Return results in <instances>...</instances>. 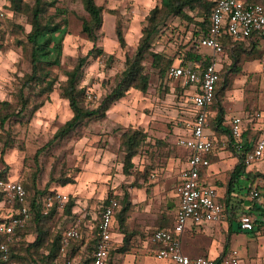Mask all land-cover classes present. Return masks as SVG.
<instances>
[{
	"label": "rangeland",
	"instance_id": "1",
	"mask_svg": "<svg viewBox=\"0 0 264 264\" xmlns=\"http://www.w3.org/2000/svg\"><path fill=\"white\" fill-rule=\"evenodd\" d=\"M95 1L104 7L105 12L104 24L93 44L81 29L83 20L89 19L82 0H57L56 6L65 10L64 17L68 24L62 32L57 55L59 63L42 66L41 75L47 73L44 80L53 83L51 91H44V82L26 83L32 65L26 43V34L30 30L29 18L24 14L12 13L8 9L9 1L0 0V11H4L0 16V116L16 112L26 105L21 115L10 116L0 125V169H6L8 178L29 184L31 196L36 189L55 193L52 201L55 212L46 226L49 240L69 226L85 230H90L86 225L97 226L98 212L104 199L115 196L120 201L121 209V199L125 196L124 202L130 204L126 219L130 246L126 252L117 250L122 244L112 250L109 264H161L148 254L145 244L150 231L160 226L158 216L163 214L164 224L167 225L173 220L174 211L169 210L167 202L172 199L178 186V172L184 156L176 144L175 130L189 124L192 105L191 95L182 81L169 78L167 74L160 78L158 69L153 65V57L147 54L144 60V71L149 75L146 92L129 89L110 106L105 117L82 122L69 137L47 146L53 134L72 116L69 100L61 94L66 81L65 73L77 64L81 56H86L92 50L81 67L78 87L82 90L80 97L83 106L96 108L116 85L127 56H132L136 50L142 28L149 24L147 14L151 8L145 10L150 4L148 0H144L142 7V2L138 0ZM23 2L31 5L33 0ZM185 13L193 20L170 16L158 26L150 42L151 52L160 53L173 62L177 58H185L186 52L196 45L201 34L198 21H203V17L197 16L194 10L186 9ZM118 20L126 43L123 47L115 35ZM55 35L59 36L58 33ZM53 44L51 42L50 47ZM230 47L226 45L223 55L218 58L221 63L217 66L221 77L218 88L224 84V75L229 74L226 89L238 73L230 72L226 54L239 55L240 60L236 65L239 70L245 60H260L263 63L261 73L264 74L262 46L252 48L247 54L230 52ZM51 50V57H56L55 49ZM197 53L205 54L201 48ZM243 74L245 78L248 77L241 72ZM252 78H255L254 83L242 86L247 95L246 101L257 96L264 100V79L256 82L258 77ZM211 107L214 109L218 106L214 102ZM257 113L259 118L264 119V113ZM213 126L212 121L210 127ZM129 129L141 130L146 139L137 147L132 167L128 173H124L123 134ZM223 147L229 148L226 141L220 140V148ZM67 179L72 183L62 186L60 181ZM258 186V191L264 189V186ZM249 196L246 198L249 199ZM261 200L262 197L259 203ZM70 203L71 209L68 208ZM47 208L45 206V210ZM6 209H0V217H3ZM156 214H159V219ZM256 224L252 233L234 231L230 238V247L236 249L240 256H245V262L241 264H264V223ZM34 226H30L31 229L19 239L14 254L16 264H48L44 258L40 259L41 254H47L46 249L41 247L37 255L34 251H25L27 244L36 236ZM119 227L117 230L122 232ZM226 235L229 237V234ZM86 245L84 242L81 245L72 244V252L85 256L89 253Z\"/></svg>",
	"mask_w": 264,
	"mask_h": 264
},
{
	"label": "trees",
	"instance_id": "2",
	"mask_svg": "<svg viewBox=\"0 0 264 264\" xmlns=\"http://www.w3.org/2000/svg\"><path fill=\"white\" fill-rule=\"evenodd\" d=\"M9 1L8 9L12 13L24 14L29 18L30 30L26 34V43L29 48V54L31 58V74L26 76V83L30 84L35 82L45 83L44 91H51L52 82H46L45 77L47 73L41 75L42 66L56 65L59 63V55L63 29L68 24V20L65 16V10L56 6L57 0H33L31 5L26 4L23 0H7ZM254 1L264 5V0H248ZM83 8L89 19H84L81 24V29L85 33L87 39L93 44L97 40V32L100 30L104 24L103 13L105 9L102 5L97 4L95 0H82ZM215 4V0H160L159 3L155 4L147 14L148 25L144 26L141 30V36L138 41L136 50L132 56H127L126 65L122 70L120 77L114 86V88L105 95L103 101L94 109H88L83 106L80 94L82 93L81 87H78V80L80 78L81 67L88 60V56L92 53V50L88 52L86 56H81L77 64L69 71L65 73L66 81L65 85L61 88V94L64 98L69 100V108L72 112V116L67 120L58 130L53 134L52 139L48 142L47 146L54 144L55 142H60L67 137H69L82 122L87 120H97L105 117L106 111L112 106L116 101L121 98L129 89L133 88L139 92H146L149 83V75L144 71V60L146 55L150 54L153 57V65L158 69V76L160 78L164 77L167 73V70L170 66L174 65L172 59L166 58L160 53H154L150 51V42L153 35L157 32L158 26L162 23H165L170 16H180L193 20L189 15L185 13L186 9L196 11L197 16H202L203 21H198V24L201 26V34H204L208 27L210 26V12ZM110 13L111 10H109ZM114 11V10H112ZM113 14V13H112ZM121 23L117 22L115 25V35L116 39L121 47L125 46V38L121 29ZM59 36H56L57 34ZM199 35V36H200ZM54 42L53 46L50 47V43ZM223 49L225 45L232 46V39L224 32L221 39ZM55 49L56 57L52 58L51 49ZM197 48L195 46L191 47L185 54V58L181 59V65L183 67L196 66L198 63L202 66L209 65L212 62V56L198 55ZM199 56V57H198ZM239 59L234 60V64L237 65ZM235 70V69H234ZM232 71V68L230 70ZM229 74L224 75V84L222 87L218 88L221 81L220 73L219 79L215 85L214 95L218 108L220 109V118L222 116V107L223 101L225 98L224 90L228 80ZM22 92V91H21ZM42 92V91H41ZM213 102V103H214ZM3 104H6L3 102ZM26 105H22L18 111L11 112L6 115L0 116V125H3L10 116L21 115L23 109ZM209 121V115H208ZM124 140V151L125 155L123 158V170L124 173H128V169L132 167V158L136 155L137 147L140 146L143 141H145L146 136L138 129H129L126 133L123 134ZM209 156V155H208ZM240 163L236 166L233 172H231V182L230 188H228V196L225 200V205L228 215L234 216L235 219L242 214H254L256 219L254 223H264V193L260 194L258 191L259 186L256 184L259 174L246 173L244 169V163L240 158ZM246 176V181L241 183L242 176ZM3 179L7 181L8 176L6 175V169H0V180ZM23 183V187L26 191V202L29 207V219L25 226L17 227L14 230L12 240L8 243V260L5 261L2 258V251H0V264H16L15 251L17 250L16 246L20 243L19 239L24 237L25 232L30 230V226H34L36 236L34 240L27 244L25 251H34V254L37 255L38 249L41 247L47 250V254L43 256L41 254V260L44 258L48 264H54L53 258L60 257L67 261H70L71 256H69L68 247L64 255L60 254L59 248V236H54L52 239H48L46 228L48 220L55 212V206L53 201V191L44 193L43 191H36L32 194H29L28 189H31V186L27 183ZM62 186H66L69 183H72L71 180H61ZM33 189V188H32ZM253 190L258 191L259 197L257 199L251 200L253 205L245 210L244 206H241V203L244 201L245 196L249 195ZM47 197H51V205L45 210V201ZM263 198V200L257 203V200ZM110 198H116L111 196ZM106 197L102 203L104 207L109 199ZM125 196L121 199V209L120 201L116 198L119 204V209L115 212L116 224L120 225V229L124 232L123 243L120 248L117 250L119 252H126L130 246V239L127 236V223L126 219L128 216L129 202H124ZM0 201H3V194L0 190ZM71 209L72 203L68 205ZM6 207L3 202V208ZM101 207V209H102ZM100 209V210H101ZM239 212V215L237 214ZM100 214V213H99ZM230 216V217H231ZM5 222L6 220L3 217H0V223ZM171 228V227H170ZM239 229V228H238ZM79 231L80 228L77 227ZM98 229V226L96 228ZM80 233V231H79ZM4 238L3 234L0 233V241ZM77 240V239H76ZM97 234L94 237V243H96ZM19 245V244H18ZM148 246L153 249L156 247L153 242H148ZM71 249V248H70ZM111 252V251H110ZM109 252V253H110Z\"/></svg>",
	"mask_w": 264,
	"mask_h": 264
},
{
	"label": "built area",
	"instance_id": "3",
	"mask_svg": "<svg viewBox=\"0 0 264 264\" xmlns=\"http://www.w3.org/2000/svg\"><path fill=\"white\" fill-rule=\"evenodd\" d=\"M4 11H0V16ZM210 26L207 31L198 37L195 48L205 47L211 50L212 62L209 65L183 67L174 64L167 70V76L182 81L184 86L192 89L191 101L193 105L188 137L179 138L177 144L190 152L179 176L181 182L176 188L179 199L176 211L175 224L171 228L156 229L148 238V242L157 245L154 255L158 259L165 258L171 264H241L237 250L231 249L224 253L220 260L205 255L189 256L181 245L180 236L185 227L202 222H220L224 219V206L218 200L217 190L207 185L201 170L208 167V155L220 149V141L206 132L209 128L208 113L215 95V85L219 79L218 58L223 52L221 39L224 32L232 39L250 38L253 35L264 37V5L248 0H215L210 12ZM258 117L259 114L256 113ZM229 148L240 154L244 165L264 163V129L256 141L255 147L250 151L245 149L242 134L241 117H232L229 125V138L226 140ZM22 181L15 179L0 180V190L6 206L5 222L0 223V233L4 238L0 241L2 258L8 260V243L12 240L15 228L25 226L30 213L26 202V191ZM249 199H257L258 191L253 190ZM51 205V197H47L45 206ZM119 209L118 201L110 198L108 203L100 210V223L97 240L89 264H107L109 251L112 247V232L116 225L115 212ZM252 215L242 214L239 219L240 229L251 231L254 228ZM73 226L64 230L59 236V252L64 255L71 240L80 238ZM54 264H70L60 257L53 258Z\"/></svg>",
	"mask_w": 264,
	"mask_h": 264
},
{
	"label": "crops",
	"instance_id": "4",
	"mask_svg": "<svg viewBox=\"0 0 264 264\" xmlns=\"http://www.w3.org/2000/svg\"><path fill=\"white\" fill-rule=\"evenodd\" d=\"M138 1L142 2L141 7L144 6L143 5V2H145L144 0H138ZM148 2L150 4H148V6L145 8V10L147 11L150 8H152L153 5L157 3V0H154V2L153 0H148ZM232 41H233V44L230 47V52L239 51L241 54L242 53L247 54L254 47L260 48L262 46L261 48H264V37L258 36V35H253L252 37L247 38V39L244 38V39H238V40H232ZM256 44L257 46H255ZM200 48L201 50L205 52V54L212 55L211 54L212 52L209 48H205V47H200ZM200 54L205 55L204 53H199L198 55L200 56ZM230 54L231 55H228V54H226L227 56L225 55L229 61L228 65L231 66L229 67V69L231 70L232 68V71L238 72V73L235 77H233L231 84L224 91L225 98L223 101L221 118H220V109L218 107H215L214 109L211 107L209 109V113H208L209 128L206 130V132L209 133L210 135H214L218 140L220 139V140L226 141L229 138V125H230L231 118L241 117L242 134H243V139L245 141V149L246 151L247 150L250 151L253 147H255L256 141L259 137L258 134H260V131L263 130L262 127L264 126V119L262 117L261 118L257 117L256 113L259 111L261 114L264 113V100L261 99L259 96H257V98L256 97L250 98L248 101H246L245 97H247V95L245 94V92H243L242 86L245 83L246 85L254 83L255 78L253 79L252 76L258 77L256 79V82L263 81L264 74L261 73V69L263 68L261 66L263 63L260 62V60H254V61L245 60L243 62V66L239 70V68H237V66L234 64V60L237 58L238 59L240 58L239 55L236 56L235 54L234 55L232 53ZM221 55H223V52L221 53ZM180 63H181L180 58H177L176 61H174V64H180ZM220 64L221 63L219 62L218 66H220ZM241 72L246 73L248 77L245 78V74H243L244 75L243 76L241 75ZM242 76L243 78H241ZM239 82H241L242 85L238 84ZM186 88L188 89L187 91L188 94L191 95L192 89L187 86ZM192 107L193 105H191L190 107L191 116H192V110H193ZM189 121H191V117ZM212 121L214 123V126L210 127V123H212ZM189 134H190V128L188 125H186L185 127L176 128L175 130V135L177 136L176 144L179 138L188 137ZM178 148L183 151V155H184L181 161L179 172H178V176H179L181 170L184 167H186L187 159L189 158L190 152H188L186 149L182 148L179 145H178ZM240 158L241 157L239 153L234 152L231 148H226V147L220 148L217 150V152L210 154L208 156L209 165L206 168L205 167L202 168L201 176H203L207 185H211L217 190L218 200L224 206L223 216L225 217L220 222L204 221L202 222V224L189 223V225L185 227L184 232L180 236V242H181L182 248L187 255L192 256V257L198 256V255H205L212 259L220 260L223 257L225 252L233 249L230 247V238L233 236L234 231H235L234 233L243 232V231H245L246 233L247 232L252 233L253 230L256 228L257 224L254 223V228L251 231H246V229H243V230L240 229L239 213H237L239 216L235 219L234 216L228 215L226 205H225V200L228 196V188H230V182H231L230 174L231 172L234 171L236 166L241 162ZM244 169L246 173H252V174H257V175L259 174L258 175L259 178L257 179L258 180L257 184L260 186H264V163L263 162L253 164L248 167L244 165ZM243 180L246 181L245 175L242 176L241 183ZM180 182H181V178L179 176L178 186ZM259 192L260 194H263L264 189H260ZM244 201L248 203L245 204ZM244 201L241 203V206H244L245 210H247L249 207L253 205V203L251 202L249 203V201L251 200L247 199L246 196H245ZM259 201L260 199L257 200V203ZM102 203L100 205V209L102 207ZM178 203H179V199L177 197L176 190H175V193H173L172 195V199L167 202L169 210L174 211L172 223L170 225H167L168 223L164 224L165 216L162 214L161 216H158L161 219L160 224H159L160 226L151 230L148 235H151L152 232L156 229H162V227L170 228L174 226L175 220H176L175 214L178 209ZM1 208H3V201H0V209ZM100 209L98 212L97 226H99V223H100V214H99ZM5 215H6V212L5 214L3 213V218L5 217ZM157 215L159 214H156V217ZM158 217L157 219H159ZM255 219H256V216H255ZM86 226L90 230H85L84 228L79 227L80 228L79 230L80 238L77 240H71L68 244V252H69V256H71L70 258L71 260L69 261L70 264H89L92 260L91 259L92 252L95 247L94 237L96 234H98V230H96L97 226H94V227L91 225H86ZM70 227L72 226H69L68 228ZM117 227L118 225L116 224L112 232L113 241H112V247L110 251L115 250L119 245L122 244V241H123L124 233L119 232L117 230ZM62 232L63 230L58 235H60ZM226 233L229 234V237L226 235ZM71 242L74 245L76 243H78V245H81L82 242L87 243L88 245H86V247H89V253H87L85 256H78V253L76 254L73 253L72 252L73 249H70L72 248ZM155 246L156 247H153V249L150 248L148 246V240H147V243L145 244V248L147 249L148 254L156 258V260L159 261L161 264H171L170 261L166 260L165 258L158 259L157 257H155L154 250L157 248V245ZM240 258H241V262H245V256H240ZM109 262H110V258L108 259L107 264H109Z\"/></svg>",
	"mask_w": 264,
	"mask_h": 264
}]
</instances>
